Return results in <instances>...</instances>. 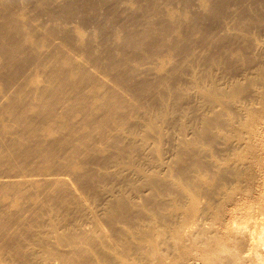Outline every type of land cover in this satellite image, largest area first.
<instances>
[{"label":"bare ground","instance_id":"bare-ground-1","mask_svg":"<svg viewBox=\"0 0 264 264\" xmlns=\"http://www.w3.org/2000/svg\"><path fill=\"white\" fill-rule=\"evenodd\" d=\"M196 1L66 0L47 27L21 21L26 9L7 19L23 2L0 0L11 24L0 25V77L12 72L0 82V264H106L117 247L118 264H264V40L207 43L209 78L201 57L184 72L199 45L183 32L200 27ZM247 2L199 0L213 18ZM107 3L122 28L92 16ZM142 20L139 44L152 54L131 58L138 42L126 28ZM176 113L184 129L196 114L193 141L169 133ZM178 145L186 151L173 157ZM72 213L81 218L68 223Z\"/></svg>","mask_w":264,"mask_h":264},{"label":"rangeland","instance_id":"rangeland-1","mask_svg":"<svg viewBox=\"0 0 264 264\" xmlns=\"http://www.w3.org/2000/svg\"><path fill=\"white\" fill-rule=\"evenodd\" d=\"M23 3H17L16 4H9L8 8H7V12H4L3 15L7 18L10 19V16L13 17V15H15L16 11H20V9H26V15L24 17H22L21 21H25L27 24L30 23L32 26H39V24H43L46 25L47 27H50V22L54 19V16L59 17L61 16L62 13L65 12V10H63L62 6H66V0H28L27 2L24 0H20ZM257 0H248L247 2V6L245 4L246 8H241L239 6H234L232 9H230L226 15H225V11L220 10L219 16L217 17L214 14V18L213 17H209L207 14L210 13L208 10H206L205 8L201 7V5L199 4V0L196 1V4L193 8V13L194 15L197 17V19L199 20L198 25L200 26L198 29L193 30L187 26L184 27V35L187 36L189 38V41L187 43H191L196 42V40L199 41V45L195 46V50L193 52V54L189 57H185V59H183L184 61H182L181 63H185V66L183 68V71L188 73L190 71L193 70L192 67V62H194V57H201L206 59V62L203 63L202 65L198 66L197 69L198 72L200 73V76L202 78H204L205 80H207L210 76L209 74V70L211 69V55L212 53L209 55L206 52V45L207 43H213L215 42L216 44L219 43V46H224L226 50L228 49H235L238 44H239V39L240 41H242L243 38H245L246 36H254L258 39H262L264 40V6L263 4L262 7H259L257 10H253V12H250L247 7H250L252 4L256 3ZM32 2V5L30 4ZM161 2V7L163 8H168L171 5H166V2H164V0H160ZM112 4L111 3H107L104 4L102 7H93L90 12L92 14L93 17H99L103 14L107 15L109 18H112ZM179 6V3H176V7ZM221 14L224 17H221ZM230 15V16H228ZM205 16L204 20H201L202 17ZM225 16H228L227 18ZM11 17V18H12ZM194 17V16H193ZM200 17V18H199ZM72 20H76L75 16L69 17ZM120 17H115L112 18L113 19V30L119 29L123 27V24L121 22H119ZM122 18V17H121ZM213 18V19H211ZM225 18V19H224ZM254 18V19H259V20H263L260 22H253L250 21L249 19ZM36 21H35V20ZM124 21L125 19L122 18ZM211 19V20H210ZM224 19V21H223ZM244 19V20H242ZM38 21V22H37ZM223 21V24H222ZM252 24V25H256L258 28H248L246 31V34L244 35L242 32L236 30L235 26L237 24ZM0 25L1 27H4V23H3V19L0 18ZM11 24H7L5 26H9ZM14 25V24H13ZM29 25V24H28ZM64 25L66 26H70L73 29H79V23L77 21L71 22V23H67L64 22ZM41 27V26H40ZM43 29H47L46 27H42ZM95 27L92 24H87V26H85V31L86 34L93 30ZM147 29V24L145 20H142L140 22H137L135 24H132L131 26H128L126 28V30L128 32H131V35H135L136 39L134 41L138 42V47L137 50H129L128 51V56H130L131 58H135V54L136 56L138 55V53L140 52V54L142 56L144 55H148V54H152L151 52H149L150 48L148 46L145 45H141L139 43H143V42H139L140 38L142 35H140V33L145 32ZM10 30H12V27H10ZM88 30V32H87ZM43 32L37 30L36 34L34 33L35 37L39 38V35H41ZM227 34V35H226ZM169 35L172 38H176L177 34L174 31V29L171 30V32L169 33ZM226 35L225 37H223L222 39H220L219 37ZM105 36V35H104ZM244 36V37H243ZM64 35L62 34H58L57 35V40L60 41L61 39H63ZM107 38V36H105ZM243 37V38H241ZM74 45V44H73ZM197 47V48H196ZM178 55H176L174 57V59L172 61H176L178 60ZM160 60L156 59L151 63H146L145 67L148 66H152V72L157 71L156 70V64L155 63H159ZM174 63V62H172ZM237 66L239 67H249L248 63H244V64H238ZM12 77V72H4L2 74V76L0 77V82L2 84H7L10 79ZM24 96V95H23ZM27 99H30L29 96H27ZM142 114V112H141ZM182 113H176L173 116V119L177 120V123L174 127L170 128V134H172L173 138H175V141L177 143H183L186 140H190L193 141L196 138V134H195V127L197 125V117L196 114H191L188 113L186 115V119L183 120L184 122L187 123L188 128L184 129V125L183 124H179V116H181ZM190 115V116H189ZM82 116H80L79 118H81ZM142 129L139 128L138 132H140ZM169 151V153L176 155L177 153L180 152H185V148H181V146L178 145L177 148H169L167 149ZM165 150V151H167ZM152 156L154 157V159H156V155L152 154ZM116 162V161H115ZM119 163V162H118ZM194 169L195 166L193 164L190 165L189 170L191 173H194ZM188 174V173H186ZM120 180H115V179H111V184L113 185V183H115V186L118 187L119 183L118 182ZM125 187V185H124ZM101 199H94L91 198L92 204H98L100 202ZM102 218H105V215H100ZM68 223H75L78 221V219L81 218V216L79 214L76 213H72L70 215H68ZM87 218V216H86ZM108 224V223H107ZM109 226V225H108ZM118 230H125L124 225H122V222L118 224ZM181 247L173 249L172 252L174 251H180ZM121 249H119L118 247L115 249L116 252V257L113 256H108L106 258V264H118V254L120 253ZM102 255H105V252H102ZM141 256H138L137 258H140Z\"/></svg>","mask_w":264,"mask_h":264}]
</instances>
